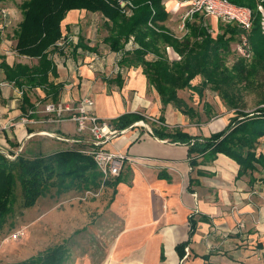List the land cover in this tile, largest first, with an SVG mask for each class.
I'll use <instances>...</instances> for the list:
<instances>
[{
  "label": "crops",
  "instance_id": "1",
  "mask_svg": "<svg viewBox=\"0 0 264 264\" xmlns=\"http://www.w3.org/2000/svg\"><path fill=\"white\" fill-rule=\"evenodd\" d=\"M21 20L20 15L19 23ZM106 22L107 19L99 12L69 11L61 23L62 35L78 36L73 37L66 51L55 49L50 52L49 59L56 72L48 77L49 83L63 86L58 103H74L90 97L94 102L92 112L99 119L112 121L126 113H137L145 118L133 123L131 126L134 127L129 133L116 137L104 147L111 152L123 153L128 160L119 174V184L114 188L108 186L111 197L103 201L99 218L91 227L92 234L99 241H114L113 246L105 249L104 253L99 251V255L105 256L100 264H166L169 247L175 255V264H264V203L257 199L261 206L258 208L252 196L256 189L264 192V169L258 166L256 171L238 177L239 165L223 154L200 155L195 158L196 164L191 166L187 146L154 137V128L145 125L150 117L132 109L128 100L132 91L142 95L149 84L140 67L136 71V67L120 68L117 65L120 55L116 54L119 56L116 76L106 81L98 78L96 69L81 65L85 60L98 62L101 53L96 46L102 44L109 50L103 42L108 31L98 41L97 37L94 38V33L101 30L100 25L105 26ZM78 43H82L85 48L79 47L74 52ZM133 46L132 41H129L126 48L132 49ZM165 51L170 60L180 59L171 47H166ZM151 56L147 55L146 59L151 61ZM30 60L34 62L32 65L37 63L35 59ZM13 64L8 63L10 66ZM124 68L131 71L124 74ZM0 73L6 81L4 72L0 70ZM118 74L121 76V85L116 78ZM69 82H72L71 86L79 87V90L74 88L78 92L72 89V92H64ZM32 90L41 94L43 103L52 102L42 89ZM32 90L27 94L29 104L34 107L29 97ZM6 106H2L4 109L0 112L9 118L20 115L30 117L29 121H32L34 117L28 112L35 107L29 110L22 95L18 108ZM187 120L191 121L189 117ZM174 125L172 127H179V130L192 137L207 138L213 134L203 135V124L198 121L190 125L187 123L189 126ZM51 127L56 128V133L62 136L73 137L76 134L75 124L70 121H62ZM1 130L0 150L6 153L7 149L11 150L8 147L13 140L8 131ZM257 153L264 154V151L259 150ZM114 178H111L112 181ZM252 178L255 180L252 181ZM190 216L194 217L196 226L184 248V256L180 258L176 248L189 239ZM81 264L93 263L90 258H86Z\"/></svg>",
  "mask_w": 264,
  "mask_h": 264
},
{
  "label": "trees",
  "instance_id": "2",
  "mask_svg": "<svg viewBox=\"0 0 264 264\" xmlns=\"http://www.w3.org/2000/svg\"><path fill=\"white\" fill-rule=\"evenodd\" d=\"M227 1L251 10L252 24L249 30L235 23L223 22L213 37L209 31L211 28L200 21L198 26L186 23L188 32L178 39L162 24L168 17L162 0H24L19 6L22 20L15 31L14 50L18 56L35 59L37 63L32 66L15 63L10 66L0 55V70L4 72L6 83L22 92V100L29 110L34 107L29 104L27 92L36 88L42 89L46 97L51 98L52 104H58L63 86L49 83L48 77L56 72L49 54L52 50L58 51L57 42L63 37L61 23L71 10L99 12L107 19L105 27L108 35L103 42L112 53L120 55L117 65L120 68L140 67L163 107L172 104L182 114L194 117V110L178 97V91L188 89L202 96L207 87L219 89L226 78L224 59L230 53V44L237 38H242L252 52L250 65L253 63L257 66L264 62V0ZM121 3H125L124 7ZM124 9L131 14L126 15ZM2 40L0 31V45ZM129 41L134 44L132 49L126 48ZM79 47L85 48L78 43L73 51ZM166 47H171L180 59L170 60ZM149 54L153 56L151 61L146 59ZM197 76L201 77V83L192 86L191 82ZM116 78L121 85L120 74ZM224 96L229 107L235 109V115L222 131L206 138L192 137L181 130L165 132L154 129L153 136L187 146L191 166L196 164L195 158L200 155L223 154L239 165L238 177L256 171L258 166L264 169V154L257 153L259 141L264 138V107L251 112L241 111L234 107L231 98ZM144 119L140 114L126 113L112 120L111 124L121 131ZM81 151L71 148L33 158L18 153L12 160L0 152V223L10 212L17 183L24 209L33 207L49 187L55 186V179L91 182L99 188L102 176L92 158ZM10 155L14 156V153ZM253 178L252 181L255 180ZM120 181L119 176L112 182L105 179L104 185L114 188ZM262 182L264 184V179ZM189 222V239L176 248L180 258H183L184 248L196 226L193 216L189 217ZM66 256L67 247L60 244L35 257L3 264H63Z\"/></svg>",
  "mask_w": 264,
  "mask_h": 264
},
{
  "label": "rangeland",
  "instance_id": "3",
  "mask_svg": "<svg viewBox=\"0 0 264 264\" xmlns=\"http://www.w3.org/2000/svg\"><path fill=\"white\" fill-rule=\"evenodd\" d=\"M23 1L0 0V31L3 38L0 45V54L6 57L9 64L32 65L34 64L32 60L21 58L14 51V35L21 15L19 6ZM192 1L162 0V4L168 13L166 21L162 24L175 37L181 36L183 38L188 32L186 23L189 26H198L200 21H204L211 29L213 28L211 33L215 37L223 21L219 22L214 17L207 16L204 10L193 15L189 14ZM3 12L5 16H2ZM100 26H102L101 30L94 33V38L97 37V41L107 34L105 26L103 24ZM64 35L68 37L67 34ZM77 36L78 34H72L70 37ZM96 47L101 53L98 62L96 60H85L81 65L96 69L98 78H101V80L113 79L116 76V62L119 56L111 53L102 44ZM172 58L173 56H171ZM251 58L252 52L247 48V43H244L242 38H237L236 41L230 44V53L224 59L226 78L219 89L207 87L203 90L202 96L191 93L188 89L178 91L179 98L194 110V117L182 115L172 104L163 107L154 88L149 84H147V89L142 95L138 91L130 93L128 98L131 103L130 106L135 111L150 117L151 120L147 119L148 122L145 125L151 129L171 132L180 129L179 127H172L174 124L189 126L191 123L198 121V123L203 124L202 128L204 130L201 131L203 135L220 132L235 115V109L229 107L224 95L231 98L234 107L241 111L251 112L260 106H264L262 101L264 100V62L258 63L257 66L253 63L250 65ZM136 70L137 68L134 69V71ZM128 71L131 70L126 71L125 68L123 69L124 74ZM70 83L72 82L67 83L68 87L64 90L65 93L68 90L72 92L75 87L79 90L78 86L73 87ZM200 83L201 79L198 77L192 80L191 85L198 86ZM74 91L78 92L77 90ZM138 96L141 97L140 100H138ZM29 97L35 104L32 114L31 111L28 112L29 115L34 116L32 121H29L31 119L27 116L19 117V115L9 118L7 114L0 112V131H2L1 128L8 131L13 140L11 146L8 147L11 150H6L9 159H14L16 152L27 158H33L38 155H49L71 148L88 149L90 146L88 143L92 141L90 135L84 134L81 137L77 134L73 137L63 136L69 139H78L80 143L63 142L56 138L59 135L56 133V128L51 127V125H58L62 121L72 122L70 116L74 113L73 109H76L82 99L74 103L60 102L59 104L63 109L68 107L70 110H64L60 116H57L55 112L46 111V105L51 104V102L43 103L41 101L42 96L37 90H32ZM86 98L91 99L90 97ZM20 102L21 94H19L18 89L6 83L0 73V110H3L2 106L5 105H7L6 108H9L10 105L12 109L18 108ZM207 105H209V110H207ZM188 117L191 120L190 122L187 120ZM23 118L26 119V122H22ZM104 121L111 123L110 120ZM187 123L189 125H186ZM25 133L27 139L24 138ZM258 145L257 152L259 150L264 151V138L260 139ZM11 152H14V156L10 155ZM100 181L101 185L98 188L91 182L84 183L69 178L64 180L55 179V186L49 187L37 203L27 209L21 206L20 188L17 183L10 212L0 223V264L23 261L60 244L67 247V256L63 264H81L86 258H90L93 264H100L101 259L105 256L99 255V251L104 253L105 249L112 247L114 242L110 239L107 242L99 241L94 236L95 234L93 235L91 232L92 225L99 218L101 206L104 205L103 201L111 197L110 191H108L109 188L104 185L105 180L101 177ZM108 181H112V179H108ZM252 196L253 201L258 204L257 207H261L257 199L264 203V192L256 189V193ZM18 230H23V235L16 240L7 241ZM90 250L93 251L90 252Z\"/></svg>",
  "mask_w": 264,
  "mask_h": 264
},
{
  "label": "built area",
  "instance_id": "4",
  "mask_svg": "<svg viewBox=\"0 0 264 264\" xmlns=\"http://www.w3.org/2000/svg\"><path fill=\"white\" fill-rule=\"evenodd\" d=\"M124 5L125 3H121L122 7H124ZM258 9L262 11L261 7ZM202 10H204L209 17H214L215 19L226 23H235L244 30H249L252 24V12L249 8L234 5L227 0H193L189 14L193 15ZM124 12L126 15L131 14L127 9H124ZM2 16H5L4 12L2 13ZM72 42V37L63 36L57 42L56 47L58 50L61 49L66 51ZM19 94L22 95V92L19 91ZM93 107L94 103L91 99L83 98L76 109H73L74 113L70 116V120L76 126L77 136L81 137L84 134H88L92 137V141L88 143L90 145L88 149L82 150L81 152L92 158L97 171L101 174L104 180L114 178L119 176L128 158L123 153L111 152L104 147L116 137L123 136L127 131L133 129L134 126L119 131L115 129L110 122H106L96 117L92 113ZM64 110L70 109L68 107L63 109L59 103L46 105V111L55 112L57 116H60L61 112ZM22 122H26V119L23 118ZM56 138L63 142L71 141L74 143H80V140L78 139H69L61 135H58ZM241 226L242 225H240V227ZM21 235H23V230H18L13 233L7 241L16 240L20 238Z\"/></svg>",
  "mask_w": 264,
  "mask_h": 264
},
{
  "label": "bare ground",
  "instance_id": "5",
  "mask_svg": "<svg viewBox=\"0 0 264 264\" xmlns=\"http://www.w3.org/2000/svg\"><path fill=\"white\" fill-rule=\"evenodd\" d=\"M141 97H138V100H140ZM166 264H175V255L173 251L171 250V247L168 248L167 252V263Z\"/></svg>",
  "mask_w": 264,
  "mask_h": 264
},
{
  "label": "water",
  "instance_id": "6",
  "mask_svg": "<svg viewBox=\"0 0 264 264\" xmlns=\"http://www.w3.org/2000/svg\"><path fill=\"white\" fill-rule=\"evenodd\" d=\"M0 152H2L7 157V154L4 151L0 150ZM15 156H17V154Z\"/></svg>",
  "mask_w": 264,
  "mask_h": 264
}]
</instances>
